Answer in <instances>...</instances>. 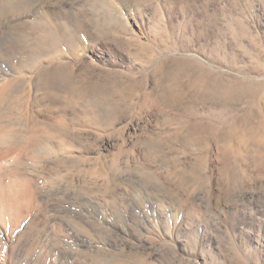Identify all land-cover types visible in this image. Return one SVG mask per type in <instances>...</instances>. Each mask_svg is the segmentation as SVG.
<instances>
[{"label": "rangeland", "instance_id": "obj_1", "mask_svg": "<svg viewBox=\"0 0 264 264\" xmlns=\"http://www.w3.org/2000/svg\"><path fill=\"white\" fill-rule=\"evenodd\" d=\"M9 37L0 264H264V0H0Z\"/></svg>", "mask_w": 264, "mask_h": 264}, {"label": "bare ground", "instance_id": "obj_2", "mask_svg": "<svg viewBox=\"0 0 264 264\" xmlns=\"http://www.w3.org/2000/svg\"><path fill=\"white\" fill-rule=\"evenodd\" d=\"M16 12H17V10H16ZM14 41L15 40H14L13 37H9L5 41L3 40L2 43H0V51L11 54V52H12L11 49H12ZM3 186H0V220L2 222L6 223V219L8 220V215L7 214H8V212L10 210H13V214L12 215L14 217H16L17 214H19V210L21 209L20 208V203H21L20 202V198H21L20 196H22V194L20 192H18L17 189L13 188L12 184L7 185L8 188H6L5 191H7V193H8L7 194L8 197L6 198V199H8V201H7V204L4 205L3 202H4L5 199L1 198L3 196V194H4L3 191H4V187L5 186L4 187ZM14 186H16V185H14Z\"/></svg>", "mask_w": 264, "mask_h": 264}]
</instances>
